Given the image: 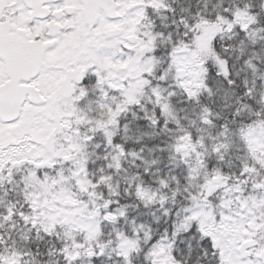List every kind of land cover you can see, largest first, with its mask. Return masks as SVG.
<instances>
[{
    "label": "snow or ice",
    "instance_id": "1",
    "mask_svg": "<svg viewBox=\"0 0 264 264\" xmlns=\"http://www.w3.org/2000/svg\"><path fill=\"white\" fill-rule=\"evenodd\" d=\"M0 264H264V0H0Z\"/></svg>",
    "mask_w": 264,
    "mask_h": 264
}]
</instances>
